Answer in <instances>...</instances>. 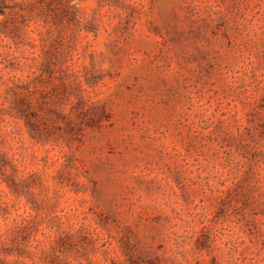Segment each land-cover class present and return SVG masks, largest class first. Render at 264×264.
I'll return each instance as SVG.
<instances>
[{
    "label": "rangeland",
    "instance_id": "rangeland-1",
    "mask_svg": "<svg viewBox=\"0 0 264 264\" xmlns=\"http://www.w3.org/2000/svg\"><path fill=\"white\" fill-rule=\"evenodd\" d=\"M45 1L0 12V232L264 264V0Z\"/></svg>",
    "mask_w": 264,
    "mask_h": 264
},
{
    "label": "trees",
    "instance_id": "trees-1",
    "mask_svg": "<svg viewBox=\"0 0 264 264\" xmlns=\"http://www.w3.org/2000/svg\"><path fill=\"white\" fill-rule=\"evenodd\" d=\"M5 1L0 0V12ZM41 1L46 2L45 0ZM52 1H55L58 5L56 7V10L59 8L57 15L62 14V12L66 16L75 15L76 10L74 7L78 2L72 3V0ZM24 221L25 218L20 220L14 219L6 232H0V264H71L67 260L64 251H67V247L78 243L76 242L78 240H76V234L69 231L63 232L57 237L52 238L48 246L42 245L35 235L28 231ZM7 231L10 233L9 241H6ZM80 246L83 247L82 244ZM11 254L15 255L14 260L7 259L6 256ZM27 258L31 261H27ZM35 258H37V261L34 260ZM127 258L131 264H145L141 256L134 254L132 251L127 254ZM79 264L83 263L80 261Z\"/></svg>",
    "mask_w": 264,
    "mask_h": 264
}]
</instances>
